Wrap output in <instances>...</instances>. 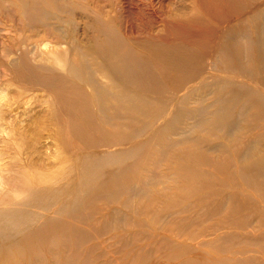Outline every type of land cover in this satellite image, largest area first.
<instances>
[{
    "label": "rangeland",
    "instance_id": "obj_1",
    "mask_svg": "<svg viewBox=\"0 0 264 264\" xmlns=\"http://www.w3.org/2000/svg\"><path fill=\"white\" fill-rule=\"evenodd\" d=\"M44 1L0 0V264H264V0Z\"/></svg>",
    "mask_w": 264,
    "mask_h": 264
},
{
    "label": "bare ground",
    "instance_id": "obj_2",
    "mask_svg": "<svg viewBox=\"0 0 264 264\" xmlns=\"http://www.w3.org/2000/svg\"><path fill=\"white\" fill-rule=\"evenodd\" d=\"M42 3H44V0H41ZM24 8L29 7L28 4H26L23 1V6ZM47 10V9H46ZM252 23V22H251ZM261 34V33H260ZM226 38V37H225ZM231 38V37H230ZM261 39V38H259ZM240 40V39H239ZM243 41V40H242ZM262 41V40H260ZM259 41V42H260ZM244 42V41H243ZM257 42V44L259 43ZM245 43V42H244ZM249 43V42H247ZM246 43V44H247ZM262 44V43H261ZM260 44V45H261ZM264 44V43H263ZM262 46V45H261ZM264 47V45H263ZM258 48H260V46H258ZM262 48V47H261ZM224 55V54H223ZM129 58H127L126 60H124L120 65L119 68L115 69V74L119 77H124V79H128L132 76H137L139 78V80L144 83V84H150L152 88L155 87V85L158 82V76L157 74L160 73L159 70L155 69L152 64L148 61V59H141L139 58L137 55L134 54H130L128 53ZM222 56V55H221ZM223 57V56H222ZM164 63L168 64V68L167 70L170 72V75L172 77H174L173 79L175 80H183L182 78L184 76H186L187 73L181 75L182 73V59L178 56H174V55H169V51L164 53V56L162 57ZM216 59V58H215ZM218 59V58H217ZM220 62V61H218ZM151 65H150V64ZM264 65V64H263ZM187 69V68H185ZM134 81V80H133ZM147 84V85H148ZM109 90V89H108ZM120 102L124 105L126 104L128 101L126 99H120ZM222 105H224V101L223 103H221ZM261 109H264V100L262 101V103L260 104ZM221 118L224 117H228L227 111H221ZM132 113V112H131ZM219 115V113H218ZM220 116V115H219ZM264 171V170H262ZM22 218V217H21ZM15 221H9V223L7 224L10 227H15L14 224ZM7 228V227H6ZM5 231V230H4ZM9 232V231H8Z\"/></svg>",
    "mask_w": 264,
    "mask_h": 264
}]
</instances>
